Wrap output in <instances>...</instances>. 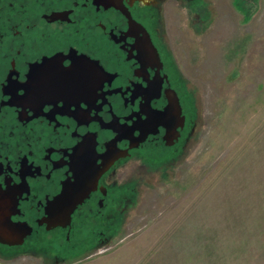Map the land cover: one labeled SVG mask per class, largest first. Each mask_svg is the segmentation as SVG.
Returning <instances> with one entry per match:
<instances>
[{"label": "flooded vegetation", "instance_id": "obj_1", "mask_svg": "<svg viewBox=\"0 0 264 264\" xmlns=\"http://www.w3.org/2000/svg\"><path fill=\"white\" fill-rule=\"evenodd\" d=\"M211 2L0 0L1 253L59 263L105 247L144 175L185 154L197 105L169 39L182 11L207 23ZM82 59L103 69L87 122L18 99L35 66ZM66 202L70 219L50 220Z\"/></svg>", "mask_w": 264, "mask_h": 264}, {"label": "rangeland", "instance_id": "obj_2", "mask_svg": "<svg viewBox=\"0 0 264 264\" xmlns=\"http://www.w3.org/2000/svg\"><path fill=\"white\" fill-rule=\"evenodd\" d=\"M180 12L170 43L197 105L186 152L149 170L102 248L64 262L0 252V264H264V0Z\"/></svg>", "mask_w": 264, "mask_h": 264}, {"label": "snow or ice", "instance_id": "obj_3", "mask_svg": "<svg viewBox=\"0 0 264 264\" xmlns=\"http://www.w3.org/2000/svg\"><path fill=\"white\" fill-rule=\"evenodd\" d=\"M17 87L23 90L18 99L35 110L48 111L46 104L71 105L87 122L97 98L96 91L103 88V69L86 59L70 65L48 61L35 66L27 82Z\"/></svg>", "mask_w": 264, "mask_h": 264}, {"label": "water", "instance_id": "obj_4", "mask_svg": "<svg viewBox=\"0 0 264 264\" xmlns=\"http://www.w3.org/2000/svg\"><path fill=\"white\" fill-rule=\"evenodd\" d=\"M71 202L62 203L59 206V211L57 210L53 211L52 215L50 216V220L61 222V221H68L70 219V211L72 210L73 205H70ZM66 206V207H64ZM61 208V209H60ZM2 236V235H0ZM8 242V241H6Z\"/></svg>", "mask_w": 264, "mask_h": 264}]
</instances>
